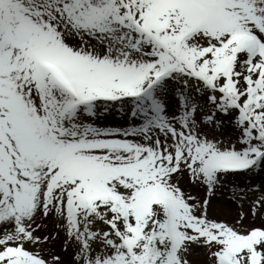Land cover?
<instances>
[{
    "label": "snow or ice",
    "instance_id": "6c2138e0",
    "mask_svg": "<svg viewBox=\"0 0 264 264\" xmlns=\"http://www.w3.org/2000/svg\"><path fill=\"white\" fill-rule=\"evenodd\" d=\"M0 264H264V0H0Z\"/></svg>",
    "mask_w": 264,
    "mask_h": 264
},
{
    "label": "rangeland",
    "instance_id": "374dc122",
    "mask_svg": "<svg viewBox=\"0 0 264 264\" xmlns=\"http://www.w3.org/2000/svg\"><path fill=\"white\" fill-rule=\"evenodd\" d=\"M257 182H259V178H257Z\"/></svg>",
    "mask_w": 264,
    "mask_h": 264
}]
</instances>
